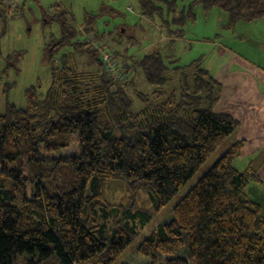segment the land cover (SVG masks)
I'll return each instance as SVG.
<instances>
[{"label": "trees", "instance_id": "1", "mask_svg": "<svg viewBox=\"0 0 264 264\" xmlns=\"http://www.w3.org/2000/svg\"><path fill=\"white\" fill-rule=\"evenodd\" d=\"M138 3L143 16L174 24L175 37L196 19L197 5L220 6L231 28L264 16V0H190L181 9L176 0ZM67 14L44 15L61 29L47 51L46 91L30 86L25 106L7 104L0 114V264H112L151 214L108 202L105 183L122 180L147 192L159 212L239 125L213 110L222 83L201 59L179 65L157 50L133 60L152 86L149 94L132 89L136 106L129 64L116 75L89 41L71 42ZM85 22L89 32L91 17ZM67 43L96 68L57 65L52 52ZM73 139L78 152L60 155ZM243 146V139L232 142L179 196L170 218L140 240L147 264H264V213L245 192L262 181L251 164L233 165Z\"/></svg>", "mask_w": 264, "mask_h": 264}, {"label": "rangeland", "instance_id": "2", "mask_svg": "<svg viewBox=\"0 0 264 264\" xmlns=\"http://www.w3.org/2000/svg\"><path fill=\"white\" fill-rule=\"evenodd\" d=\"M176 1L178 9L187 8L190 3V0ZM62 10L68 11L65 21L71 27V42L89 41L92 47L97 48L96 56L101 55L107 61L109 71L112 63L116 65H113L115 68L112 71L116 75L121 70L125 71L123 63L129 64L127 77L132 81V87L127 90L136 106L138 102L132 89L149 94L152 86L145 81L133 60L157 50L166 60V57L175 59L179 65L201 59L202 67L223 84L213 110L229 114L239 123L235 132L159 212L154 211L147 192L131 187L122 180L105 183L104 194L108 202L130 204L134 209H143L151 214V220L138 227L135 239L112 264H147L148 260L137 252L140 240L158 223L170 218L171 207L179 196L232 142L244 140L241 154L233 162L237 170H244L251 164V168L258 173L260 164H263L264 103L261 99L253 98L263 97L259 93L264 88V21L255 19L248 22L242 19L231 28L228 26L229 15L220 6L215 4L203 9L197 5L194 7L196 19L182 25V34L175 37L168 28L177 27L172 23L168 26L162 24L157 15L152 18L143 16L138 0H0V114L5 112L7 104L25 106L26 88L33 86L37 93L42 94L50 85L47 51L60 36L61 29L60 22H45L44 15ZM87 16L92 20L89 32L82 28ZM169 17L167 20L171 22ZM14 53L20 55L17 57ZM52 53L57 65L79 70L96 68L89 59L76 52L72 44L58 47ZM185 75L189 81L188 74ZM253 101L257 105L251 104ZM76 152L78 145L73 139L60 155ZM245 192L249 198L261 204L264 213V182L248 183Z\"/></svg>", "mask_w": 264, "mask_h": 264}, {"label": "crops", "instance_id": "3", "mask_svg": "<svg viewBox=\"0 0 264 264\" xmlns=\"http://www.w3.org/2000/svg\"><path fill=\"white\" fill-rule=\"evenodd\" d=\"M263 20L264 21V16H262L261 18H257L256 20ZM245 21H248V22H251V21H254V20H251V21H249V20H246V19H244ZM262 27H263V29H264V25L262 24ZM262 37H264V34L262 35ZM239 56H241V54H239ZM245 60H249V59H247V58H245V57H243ZM222 88H223V84H222ZM260 92V91H259ZM259 95L260 96H263L262 98H260V97H254L253 99H261V100H263V103H264V88H263V91H262V93L260 92L259 93ZM251 104H254V105H257V103L255 102V101H253ZM250 105V104H249ZM261 128V127H260ZM263 147V146H262ZM262 147H260L259 149H258V151L260 152V149L262 148ZM258 175H259V177H260V179H261V181L262 182H264V161H263V164H260V166H259V168H258V173H257ZM259 184H261V183H259Z\"/></svg>", "mask_w": 264, "mask_h": 264}, {"label": "built area", "instance_id": "4", "mask_svg": "<svg viewBox=\"0 0 264 264\" xmlns=\"http://www.w3.org/2000/svg\"><path fill=\"white\" fill-rule=\"evenodd\" d=\"M114 66H113V64L110 66V69H111V71L110 72H112L113 70H114Z\"/></svg>", "mask_w": 264, "mask_h": 264}]
</instances>
